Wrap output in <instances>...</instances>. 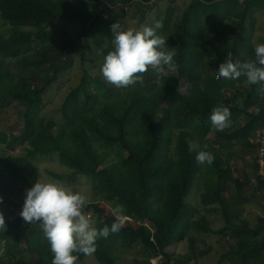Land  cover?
<instances>
[{
    "label": "trees",
    "instance_id": "obj_1",
    "mask_svg": "<svg viewBox=\"0 0 264 264\" xmlns=\"http://www.w3.org/2000/svg\"><path fill=\"white\" fill-rule=\"evenodd\" d=\"M133 1L0 0V145L11 150L23 141L25 150L17 157L0 152V197L14 205L7 197L10 186L28 189L37 181V168L29 158L57 153L59 162L71 170L70 176H90L99 190L102 199L82 208L83 213L92 212L97 230L105 225L110 228L115 222L112 209L123 205L127 219L121 230L96 241L93 256L98 264H116L118 250L136 243L142 244L148 257L137 262L151 264L152 257L160 256V264H187L191 259L196 264L207 251L198 249L190 230L232 237L221 264H264V216L257 215L253 224L239 214L232 216L226 198L229 183L238 191L243 186L234 171L242 173L250 184L254 176V188L264 191V177L258 175L254 144L249 140L253 129H264V100L257 94L258 86L248 85L244 76L217 78L227 52L233 54L234 62L255 58L246 22L254 9L264 8V0H190L173 24L177 35L165 36L168 46L176 48L175 71L166 69L158 75L150 67L142 74V84L118 88L84 68L60 104L64 123L40 114L43 95L60 71L59 52L51 47L52 40L79 24L81 30L93 33L92 44L104 61L113 50L105 37L111 27L105 24L111 26L123 19L125 6ZM168 15L163 20L165 25ZM97 27L100 29L95 33ZM78 36L75 45L82 61L92 62V58L83 57L86 51L80 38L84 30ZM258 40L264 43V34ZM25 63L30 68H25ZM43 65L53 69L52 77L41 76L44 70L39 68ZM11 66L19 69L14 72ZM172 79L188 82L189 94L182 95ZM228 89L232 91L229 100L225 96ZM240 100L243 108L237 104ZM221 104L230 109L232 122L222 132L213 128L210 119L213 107ZM9 107L15 109L17 117L13 126L5 125ZM17 124L22 126L15 132ZM211 132L221 140L217 146L208 138ZM190 142L200 148L190 151ZM220 147L241 150L245 164L248 155L251 173L244 167L239 171L228 157L224 159ZM201 149L213 153L215 159L211 165L205 163V189L199 198L204 210L216 211L210 206L215 203L220 206L224 225L218 229H213L203 215L194 218L201 211L186 201L201 172L196 161ZM22 220L16 216L6 221L8 229H0L3 256H12L13 264H52L53 253L44 234L28 226L21 228ZM185 238L190 255L174 257L168 252L170 246ZM74 255L84 257L82 253Z\"/></svg>",
    "mask_w": 264,
    "mask_h": 264
},
{
    "label": "rangeland",
    "instance_id": "obj_2",
    "mask_svg": "<svg viewBox=\"0 0 264 264\" xmlns=\"http://www.w3.org/2000/svg\"><path fill=\"white\" fill-rule=\"evenodd\" d=\"M63 1V0H60ZM64 1H75V0H64ZM190 0H152L151 2H142L141 0H134L133 3L129 6H125V10L127 11L126 16L123 19H120L118 23L120 24L122 30H127L129 28H139L141 26H154L156 21H161L163 23L164 18L167 13L169 21L165 25L163 24L162 29H158V34L163 35L164 37L167 34H172L173 36L177 35V30L173 27L174 23L179 21L180 15L182 11L186 8L187 4ZM241 1V0H240ZM107 9L105 5H102ZM3 24V21L0 20V26ZM248 28V36L253 45L259 43L258 37L264 34V8L263 9H254L251 14V19L246 22ZM106 28H110L111 26L105 24ZM99 27L95 29V33L99 31ZM84 30V36L80 38V42L82 44V49L86 51V54L83 57L92 58V62H88L87 59L82 61V56L80 55V50L76 47L75 42L79 39V33ZM80 29L79 24L75 26H70L67 29V32L60 33L57 35L51 43V47L59 52L60 59V71L58 72L57 80L54 81L52 86L44 93L43 102L40 110V114L43 117L53 119L57 123H64V120L61 117L60 113V104L67 91L76 85L78 82L82 70L84 68L90 69L91 73L98 74L102 81H105L100 73V66L103 63V59L98 53L97 49L93 46L91 40L92 32H89L86 29ZM103 29H101L102 31ZM103 32V31H102ZM107 41L111 43L113 33L112 31L106 33L105 35ZM112 44V43H111ZM23 62H26L23 61ZM25 68H30L28 63L24 64ZM19 68L16 66H11V70L16 72ZM39 69H43L41 76L43 77H52L53 69L50 66L43 65ZM162 81L164 80L161 78ZM165 80H167L165 78ZM171 81L176 83L178 91L182 95L189 94V87L191 85L180 79H172ZM106 82V81H105ZM17 90L21 92V86L17 85ZM109 94V93H108ZM232 91L228 89L225 93L227 100L231 98ZM111 95V94H109ZM7 116L5 120V125L13 126L14 120L17 119L15 116V109L9 107L7 110ZM2 119V118H1ZM0 126L2 123L0 121ZM15 129L13 131L20 130V124L14 125ZM209 140L213 143L214 146H217L221 140L215 135L214 132L209 134ZM23 141L18 142L14 145L11 150H6L0 145V152H4V154L13 155L15 157L22 156L25 154ZM175 143V139L173 138L172 146ZM227 151H230V155H227ZM172 153V152H171ZM220 153L222 157L226 159L229 158V162L231 164H236L239 171L240 167H244V171L247 173H251V166L249 162H251V158L246 155V164L243 162L242 157L245 155L242 154L241 150H235L234 147H220ZM110 157V160L113 159ZM34 165L37 168L38 175L37 180L46 181V180H56L64 183L67 186L73 188V191H80L83 195L86 196L88 203L94 202L102 199V196L99 190L95 189V184L92 181L90 176L85 174H75L70 176L71 170L64 164H61L58 160L57 153L50 154H36L33 157H30ZM201 165V172L198 174L197 179L195 180V184L191 190L190 195L186 198L187 202L192 203L194 206L200 209V214L196 215L194 218H197L201 215L205 216L210 221V226L213 229H218L224 225V219L221 215L220 206L215 203L210 205L214 207L216 211H207L203 209V206L200 202L199 195L204 191L205 187L203 186V176L206 173L205 164ZM52 173L61 174L63 178H57ZM233 175L238 176L243 183V186L240 191L236 190L235 185L233 183H229L226 191V198L229 204V212L232 216L239 214L241 218H247L251 224L255 222V218L257 215L264 216V191H258L253 184H250L246 178H244L242 173H238L237 171L233 172ZM254 177V176H252ZM26 187L22 186H10V189L7 190V197L12 201L14 205H8L7 202L0 203V211L3 212L5 221H13L16 216H19L24 199H25V191ZM106 204H110L108 201H105ZM87 216L91 218L92 224L94 225V216L92 212H85ZM238 216V217H239ZM28 226V227H27ZM21 228L27 227L28 229H35L40 231L43 234L42 227L39 223L27 224L24 220L21 222ZM8 229V227H6ZM193 235L197 238V247L200 250H206V255L197 260L196 264H216L218 257L223 253L224 250H228L231 243H233L232 237L230 235H226L228 237L220 236L218 234L211 233H203L196 231H189V235ZM6 235H3V239ZM229 238V239H227ZM214 249L212 251L208 250V246ZM3 242L0 241V264H13V257L9 255L3 256ZM189 242L187 238L183 241L174 244L168 248V252H170L174 257L178 255H190L188 252ZM141 243L134 244L129 249H119L118 255L119 259L116 264H146L144 262H137L136 260H142L144 257L148 258L147 255L143 252ZM154 260L152 264H160L161 258L152 257ZM151 262V260L149 261ZM192 259L187 264H192ZM76 264H98L93 255L86 256L82 259H78ZM149 264V263H147Z\"/></svg>",
    "mask_w": 264,
    "mask_h": 264
},
{
    "label": "clouds",
    "instance_id": "obj_3",
    "mask_svg": "<svg viewBox=\"0 0 264 264\" xmlns=\"http://www.w3.org/2000/svg\"><path fill=\"white\" fill-rule=\"evenodd\" d=\"M163 28L161 21L154 26H141L122 30L119 23L111 25L113 50L104 56L100 73L104 80L118 88L143 83V73L151 67L158 75L166 69L175 71L178 65L174 57L176 48L168 46V37L158 34ZM103 55V53L101 52ZM254 59L234 62L233 54L227 52L219 64L217 78L238 79L246 77L248 85H257V94L264 100V43L254 45ZM243 108V100L237 102ZM231 111L224 105L214 106L210 116L213 128L224 131L231 126ZM200 148L197 143H189V150ZM207 148V145H204ZM214 155L203 149L196 155L199 164H213ZM3 197H0V203ZM88 203L80 191L56 180H37L31 188L26 189L22 211L19 213L27 223H39L53 253L52 264H76L78 255H93L96 241L107 238L111 233H118L124 225L123 205L117 204L113 209L115 222L111 227L105 225L97 230L91 218L83 213L82 208ZM0 229L6 230V221L0 211Z\"/></svg>",
    "mask_w": 264,
    "mask_h": 264
},
{
    "label": "built area",
    "instance_id": "obj_4",
    "mask_svg": "<svg viewBox=\"0 0 264 264\" xmlns=\"http://www.w3.org/2000/svg\"><path fill=\"white\" fill-rule=\"evenodd\" d=\"M249 140L254 144V149L256 152V162L258 164V175L262 179L264 177V129L262 128H255L251 131ZM251 183L255 184V178L251 177ZM127 219L124 217V221ZM160 258V256L154 257V259ZM151 260L154 262L153 259Z\"/></svg>",
    "mask_w": 264,
    "mask_h": 264
},
{
    "label": "crops",
    "instance_id": "obj_5",
    "mask_svg": "<svg viewBox=\"0 0 264 264\" xmlns=\"http://www.w3.org/2000/svg\"><path fill=\"white\" fill-rule=\"evenodd\" d=\"M224 237H228V236L225 235V236H223V238H224ZM227 239H229V238H227ZM229 240H230V239H229ZM229 246H230V245H228V247H229ZM211 249L214 250V249L211 247V245L208 246V250L212 251ZM226 251H227V250H224L223 253L220 254V257H218V259H217V261H216V264H221V263H220L221 256H222ZM117 255H118V253H117ZM205 255H206V254H205ZM205 255H204V256H205ZM204 256H201V257H204ZM201 257H199V258H201ZM199 258H198V259H199ZM118 259H119V255H118ZM118 259H117V260H118ZM144 259H146V257H144ZM198 259H197V260H198ZM150 263H151V262H150ZM226 263H228V262L226 261Z\"/></svg>",
    "mask_w": 264,
    "mask_h": 264
}]
</instances>
